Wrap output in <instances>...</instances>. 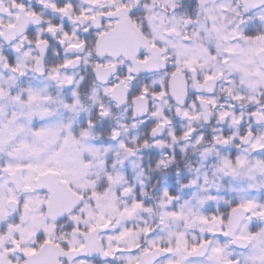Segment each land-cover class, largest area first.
<instances>
[{"label": "snow or ice", "instance_id": "obj_1", "mask_svg": "<svg viewBox=\"0 0 264 264\" xmlns=\"http://www.w3.org/2000/svg\"><path fill=\"white\" fill-rule=\"evenodd\" d=\"M0 264H264V0H0Z\"/></svg>", "mask_w": 264, "mask_h": 264}]
</instances>
